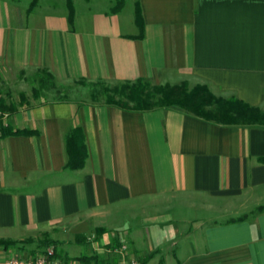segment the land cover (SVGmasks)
Masks as SVG:
<instances>
[{"label": "crops", "instance_id": "obj_1", "mask_svg": "<svg viewBox=\"0 0 264 264\" xmlns=\"http://www.w3.org/2000/svg\"><path fill=\"white\" fill-rule=\"evenodd\" d=\"M67 1L0 0V79L200 84L264 109V0H131L127 16L125 0L115 14L70 0L73 24ZM9 115L31 134L0 138V241L100 237L107 262L91 264H116L122 243L138 264H264V126L76 100ZM77 127L88 157L72 171L65 137ZM21 251L0 246V264Z\"/></svg>", "mask_w": 264, "mask_h": 264}, {"label": "trees", "instance_id": "obj_2", "mask_svg": "<svg viewBox=\"0 0 264 264\" xmlns=\"http://www.w3.org/2000/svg\"><path fill=\"white\" fill-rule=\"evenodd\" d=\"M123 7L124 0H118L115 7L111 9V13L115 14ZM67 8L68 21L70 24H73L74 10L70 0L67 1ZM135 22L140 32H142L143 20L138 4L135 7ZM32 78L38 84L39 90L47 86L52 89L55 88L53 76L46 71H39ZM76 84L83 87L102 86L101 93L105 98L104 103L126 111L146 112L156 108L177 107L197 118L216 124L264 126V113H261L259 108L252 107L234 98L219 99L205 85H197L192 89H189L185 83L151 86L142 80H137L134 83H121L114 87H108L102 83H87L85 81H78ZM20 100L18 107L24 106L26 103L23 94H20ZM93 102L96 101L93 100ZM16 108L17 106L13 104L7 106L5 101L0 98L1 111L11 114ZM27 134H31V132L13 131L10 127H7L1 129L0 138ZM65 152L67 157L65 167L67 169L73 171L84 167L88 152L81 128H74L65 137ZM47 236L45 234L43 235V239L29 238L21 242L0 241V246L7 248L20 244L23 248L28 245H34L35 250L46 249L49 246L56 248L59 242ZM74 240L77 245H83L87 242V238L84 235H76ZM55 256L60 258L59 253L55 252ZM65 260H69V258ZM74 260L81 264H91L92 261H96V257H80Z\"/></svg>", "mask_w": 264, "mask_h": 264}, {"label": "rangeland", "instance_id": "obj_3", "mask_svg": "<svg viewBox=\"0 0 264 264\" xmlns=\"http://www.w3.org/2000/svg\"><path fill=\"white\" fill-rule=\"evenodd\" d=\"M44 1V0H43ZM75 9L77 12H83L85 8V0H74ZM118 0H90L93 8L98 10L108 11L110 8L115 7ZM49 2L61 3V7L66 9V0H46ZM126 6L123 11V15L127 16L129 14L133 15L134 6L131 0H125ZM55 88L52 89L47 86L44 89L39 90L38 84L33 80L32 77L25 80H21L16 83H6L0 79V98L5 101L8 106L10 104L16 105L18 107L20 103V93L25 96V105L35 104L40 101H81L84 103H104V96L102 95V86L98 87H83L76 83H70L67 85H60L56 82ZM189 89L197 86H191L185 83ZM200 85V84H198ZM153 86V85H151ZM209 89V88H208ZM36 90V92H34ZM210 90V89H209ZM210 92L219 99H226L222 95L214 94L211 90ZM95 100L96 102H93ZM105 104V103H104ZM261 113H264V109H259ZM52 236V235H51ZM48 237V236H47ZM49 238V237H48ZM36 239H43V235H39ZM51 239L57 240L59 245L54 248L53 246L47 247V249H52L56 253H59L61 259H76L80 257H96V260L107 262L105 259L107 253V244L101 240L100 237H95L85 242L83 245H77L74 240V236L69 233H62L61 235H53ZM21 255L15 256H28L30 252L35 250L34 245H28L22 248Z\"/></svg>", "mask_w": 264, "mask_h": 264}, {"label": "built area", "instance_id": "obj_4", "mask_svg": "<svg viewBox=\"0 0 264 264\" xmlns=\"http://www.w3.org/2000/svg\"><path fill=\"white\" fill-rule=\"evenodd\" d=\"M9 113L0 110V131L1 129L10 127L9 125ZM110 250V249H109ZM108 250V251H109ZM121 256V260L116 264H138L134 258H127V246L120 244L118 247L113 248L111 251ZM7 264H81L74 259H61L55 256V252L52 249L37 250L35 253L28 256H14L10 258Z\"/></svg>", "mask_w": 264, "mask_h": 264}]
</instances>
